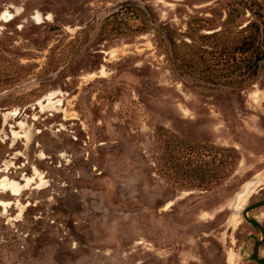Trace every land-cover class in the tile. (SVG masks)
I'll return each mask as SVG.
<instances>
[{"label":"rangeland","instance_id":"obj_1","mask_svg":"<svg viewBox=\"0 0 264 264\" xmlns=\"http://www.w3.org/2000/svg\"><path fill=\"white\" fill-rule=\"evenodd\" d=\"M229 1L0 0V183L32 180L0 193V264H259L264 183L235 204L264 180V63L239 86Z\"/></svg>","mask_w":264,"mask_h":264},{"label":"trees","instance_id":"obj_2","mask_svg":"<svg viewBox=\"0 0 264 264\" xmlns=\"http://www.w3.org/2000/svg\"><path fill=\"white\" fill-rule=\"evenodd\" d=\"M247 3L245 0H230L227 4V20L226 26H228L227 32H232L233 27L241 21L242 9H246ZM247 10V9H246ZM252 19L249 22L242 25V32L232 35V40L237 43L236 53L244 56L242 60V66L236 65L233 67L234 71H240L238 79H236L239 86L248 85L250 81L255 79L260 68L264 63V2L261 0H252L250 9ZM196 21V20H195ZM204 21V20H203ZM201 22V21H199ZM198 25V24H197ZM200 25H198V28ZM248 32H250L248 34ZM218 37L217 33H212L204 36L205 39L211 40ZM189 47L187 44H185ZM233 162L237 160L238 156L234 150H231Z\"/></svg>","mask_w":264,"mask_h":264},{"label":"bare ground","instance_id":"obj_3","mask_svg":"<svg viewBox=\"0 0 264 264\" xmlns=\"http://www.w3.org/2000/svg\"><path fill=\"white\" fill-rule=\"evenodd\" d=\"M12 20H13V17L11 16V14L9 12H7V13H5L3 15L2 21H5V22L9 23ZM58 104L61 105V100L58 101ZM41 113H42V111H41ZM25 181H26L25 185H20L18 182L3 180L0 183V193L9 191V192H11L12 195H14L16 197H19V196L22 195L24 188H25V190H28L30 188V186H31V183H32L31 179L26 178ZM263 183H264V180L260 178V179H256V180L246 184L244 189H243V192H241L237 196L236 204H235L236 209L237 210L241 209L248 202L249 198H251L256 193V190L258 188H260ZM1 204H3V202H1ZM168 207L169 206H167L166 208H168ZM235 218H236V216L233 217L234 220H235ZM263 218H264V214H262L258 218V220H262ZM233 258H234V255L232 253H230L227 263L228 264H235L234 261H233Z\"/></svg>","mask_w":264,"mask_h":264},{"label":"water","instance_id":"obj_4","mask_svg":"<svg viewBox=\"0 0 264 264\" xmlns=\"http://www.w3.org/2000/svg\"><path fill=\"white\" fill-rule=\"evenodd\" d=\"M262 206H264V200H262V202H260L259 204H253V205H251V206H248V207L243 211V217H244V219L246 220V222H248V223H250L251 225H253V226H255L256 228H258V229L261 231L262 235H263V240L256 244V246H255V248H254V253H253V259H254L255 261H257L259 264H264V258L261 259V260L258 258V249H259V247H260V246L263 244V242H264V227H263L260 223H258L256 220H254V219H249L247 215H248V213H250L252 210H255V209L260 208V207H262Z\"/></svg>","mask_w":264,"mask_h":264},{"label":"flooded vegetation","instance_id":"obj_5","mask_svg":"<svg viewBox=\"0 0 264 264\" xmlns=\"http://www.w3.org/2000/svg\"><path fill=\"white\" fill-rule=\"evenodd\" d=\"M252 258H253V255H252ZM254 260V259H253Z\"/></svg>","mask_w":264,"mask_h":264}]
</instances>
